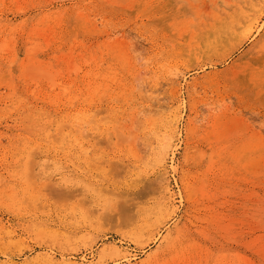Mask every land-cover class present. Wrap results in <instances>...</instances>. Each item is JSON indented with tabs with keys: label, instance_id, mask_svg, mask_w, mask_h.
Returning <instances> with one entry per match:
<instances>
[{
	"label": "rangeland",
	"instance_id": "1",
	"mask_svg": "<svg viewBox=\"0 0 264 264\" xmlns=\"http://www.w3.org/2000/svg\"><path fill=\"white\" fill-rule=\"evenodd\" d=\"M203 1L0 0V264H264V38Z\"/></svg>",
	"mask_w": 264,
	"mask_h": 264
},
{
	"label": "bare ground",
	"instance_id": "2",
	"mask_svg": "<svg viewBox=\"0 0 264 264\" xmlns=\"http://www.w3.org/2000/svg\"><path fill=\"white\" fill-rule=\"evenodd\" d=\"M247 1L248 0H204L202 3V5L204 6V10H203L204 14L198 16L197 20L194 22V47L196 48V50H204V52L209 51V53H212V52H216L221 47L226 46V44L232 42V40H234L233 42L235 43V40H237L238 38L243 37L244 40H249V39H251L252 36H253V38L251 41L254 42L252 47H255L257 44V42H255V41H257L258 36H260L261 39L264 38V0H249V4L246 5ZM197 9H198V7H197ZM49 16H51V15H49ZM41 22H43V21H41ZM59 25H58V27H59ZM64 25H65V23H64ZM254 33H256V34L254 35ZM51 41H53V40H51ZM251 50H252V48H251ZM251 50L246 52L245 55H243L238 61H236L233 64V67L230 66V68H228V70L225 72L226 75L229 74V75H233L232 77H240V76L249 75V74H253V75L256 74L255 73L256 67H257L256 65L264 63V50H262L257 55L250 54ZM28 66H30V65H28ZM195 82H197L196 79H195ZM190 84H194V80H193V82L188 83V85H190ZM83 114H84V112H83ZM173 128H175V127H173ZM174 136H175V134H174ZM168 137H170V136H168ZM172 137L170 138L169 146L171 147L170 150L173 153L174 150H176V149H173L174 144L172 142L173 140L171 141ZM166 142H168V138H167ZM164 149L165 148L163 147V150ZM174 156L175 155L172 156L173 157L172 163L176 162L174 159ZM162 163H164V162H162ZM157 164H159L158 161H157ZM171 166L172 165H170L168 168H166V170L164 172L166 175L170 173L169 168ZM173 169L176 170L177 167H174ZM167 178H169V175ZM165 182H166V180H165ZM166 193L169 194L168 198L170 199V201H173L174 200V193L172 192V188L170 186V183L167 184ZM160 212H161V210H160ZM165 212H167V211H165ZM115 250H116V252H121V249L119 247H116ZM52 257H53L52 255L46 256V260L50 264H82V263H78V262H71L70 260H67L66 258H62L61 261L55 262ZM124 257H125L124 259H128L129 264H131V261L129 259V255L125 254ZM245 263H247V262H245ZM6 264H15V263L14 262H8ZM252 264H253V262H252Z\"/></svg>",
	"mask_w": 264,
	"mask_h": 264
},
{
	"label": "clouds",
	"instance_id": "3",
	"mask_svg": "<svg viewBox=\"0 0 264 264\" xmlns=\"http://www.w3.org/2000/svg\"><path fill=\"white\" fill-rule=\"evenodd\" d=\"M145 63H147V61H145ZM89 130H91L90 126H88V127H84V128L82 129V131H89ZM59 170H60V165L57 164V165H56V171H59ZM86 190H87V189H86Z\"/></svg>",
	"mask_w": 264,
	"mask_h": 264
}]
</instances>
